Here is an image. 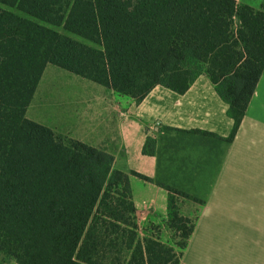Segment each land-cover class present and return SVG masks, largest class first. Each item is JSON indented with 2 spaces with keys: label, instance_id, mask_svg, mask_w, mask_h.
<instances>
[{
  "label": "trees",
  "instance_id": "1",
  "mask_svg": "<svg viewBox=\"0 0 264 264\" xmlns=\"http://www.w3.org/2000/svg\"><path fill=\"white\" fill-rule=\"evenodd\" d=\"M0 5L20 13L0 7V264H183L195 230L181 210L189 195L160 184L167 217L142 227L113 156L27 111L48 65L137 103L157 86L184 94L204 75L229 106L232 142L264 71V0L258 10L236 0ZM154 147L148 138L144 153Z\"/></svg>",
  "mask_w": 264,
  "mask_h": 264
},
{
  "label": "crops",
  "instance_id": "2",
  "mask_svg": "<svg viewBox=\"0 0 264 264\" xmlns=\"http://www.w3.org/2000/svg\"><path fill=\"white\" fill-rule=\"evenodd\" d=\"M236 1L256 10L263 3ZM54 67L47 66L27 111L32 121L46 73L60 77ZM65 76L75 90L66 98L54 93L57 118L66 121L54 131L113 156L114 168L130 176L138 218L158 224L167 217L169 192L160 184L191 197L181 201L183 216L195 220L183 264H264V71L232 142L229 106L207 76L184 94L157 86L139 103ZM148 138L152 154L144 153ZM170 236L164 229V241Z\"/></svg>",
  "mask_w": 264,
  "mask_h": 264
},
{
  "label": "rangeland",
  "instance_id": "3",
  "mask_svg": "<svg viewBox=\"0 0 264 264\" xmlns=\"http://www.w3.org/2000/svg\"><path fill=\"white\" fill-rule=\"evenodd\" d=\"M259 1V0H258ZM3 9L10 10L14 13L20 14L16 10L6 8L4 6H1ZM60 33L67 34L62 28H53ZM76 39H79L75 36H72ZM81 40V39H79ZM55 70L59 73L58 76L52 77L51 73H46V76L44 78V83L41 87V91L38 94V97L35 100L34 107L29 112V117L34 118L36 122L41 123L42 125L51 128L52 130L56 131H62L64 128L66 129V121L62 122L60 119L57 118L56 114H60L58 110H60L62 107L57 104L54 98L55 94H61L64 98H66V95L72 91L75 90V87L72 85H69V83L62 77L65 76V78H69L67 76H74L70 75L67 71H64L58 67H54ZM79 78V77H74ZM58 109V110H57ZM139 219V223L142 227L146 225L147 221H144V217L141 216ZM161 222V221H159Z\"/></svg>",
  "mask_w": 264,
  "mask_h": 264
}]
</instances>
